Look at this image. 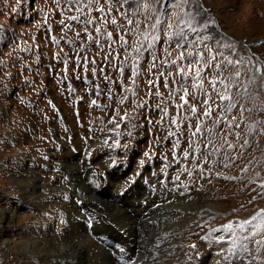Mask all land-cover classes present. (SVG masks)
<instances>
[{
  "label": "rangeland",
  "instance_id": "obj_1",
  "mask_svg": "<svg viewBox=\"0 0 264 264\" xmlns=\"http://www.w3.org/2000/svg\"><path fill=\"white\" fill-rule=\"evenodd\" d=\"M169 2L175 5L177 0ZM90 3L91 7L89 0L79 4L74 0H0V208H14L19 215L37 211L23 193H17L10 178V167L18 171L21 162L31 164L35 157L41 181L61 187L56 200L66 204L87 199L90 185L89 179L81 181L70 199L65 191L71 184L65 166L68 157L99 187L106 186L104 175L111 171L119 177L125 168V177L149 180L160 187L159 194L188 200L199 209L197 222L189 221L180 238L184 245L173 253L174 264H264V246L255 243L264 242V227L253 228L264 221L257 217L243 230L249 236L257 234L244 241L249 252L242 256L238 248L237 255H232L235 237L223 227L251 221L264 210V0H191L169 11L168 23L177 24L178 16L186 19L185 12L198 13L197 20L207 27L198 26V33L189 32L187 40L199 34L204 43L194 47L179 41L184 46L177 49L178 38H169L161 30L154 49L142 55L134 49L143 41L141 34L155 23L152 0ZM144 3L147 15L141 7ZM85 18L91 23L85 25ZM128 18L135 26L128 25ZM228 44L232 47H225ZM209 49L217 59L207 65L203 60L197 64L194 58L176 61L180 51L186 57L189 51L203 52L209 59ZM227 60L243 63L228 65ZM178 67L185 69L187 79L178 74ZM196 67L203 71L193 87ZM236 72L241 76L235 78ZM185 88L187 94L182 91ZM221 95L231 100H221ZM228 103L234 105L231 111L226 110ZM209 108L210 115L205 116ZM126 112L131 122L121 119ZM113 116L121 125L116 129L119 136L112 131L115 125L108 123ZM117 140L120 146H109ZM185 151L190 153L187 157ZM85 162H89L87 169ZM156 193L158 189L149 192ZM57 208L65 213L62 206ZM188 209L179 207L181 223ZM18 223L17 215L12 229ZM32 224L31 220L16 226L14 232L6 230L18 241ZM59 227L62 222L52 229L59 232ZM144 234L145 240L150 237ZM148 250L158 251L148 247L146 254ZM21 257L6 259L0 253V264H37L30 257L17 260ZM153 264L171 263L156 259Z\"/></svg>",
  "mask_w": 264,
  "mask_h": 264
},
{
  "label": "bare ground",
  "instance_id": "obj_2",
  "mask_svg": "<svg viewBox=\"0 0 264 264\" xmlns=\"http://www.w3.org/2000/svg\"><path fill=\"white\" fill-rule=\"evenodd\" d=\"M63 146H66L65 142ZM72 159L68 157L65 162L71 174V184L65 187L70 199L77 194L74 187L85 179L90 180L86 191L89 198L82 199L80 203H75L74 199L69 204L56 200L62 192L61 187L41 181V175L33 164L36 160L31 164L21 162L18 171L10 167L12 185L37 211H24L19 215L14 208H0V253L6 259L16 254L23 256L17 260L30 257L37 260V264H153L156 259L174 264L173 253L178 246L184 245L180 238L185 234L189 221L197 222L199 209H195L188 200L176 201L171 196L159 194L160 187L144 179H136L135 184L120 195L119 192L134 181L124 176L125 168L119 177H114L111 171L104 175L106 186L97 187L92 184V176L80 171L77 165L71 163ZM83 165L85 169L89 168V162ZM152 189H158V193L150 195ZM169 199L175 202L171 203L173 200ZM58 206H62L65 213L59 211ZM183 206L190 209L187 210L186 221L181 223L178 211ZM17 215L19 223L16 226L33 221L29 231L18 241L6 230L11 228L10 231H15L16 226L12 229L11 223ZM56 222L63 223L59 232L52 229ZM41 223L45 224L44 227ZM150 230L154 232L150 234ZM144 232L150 235L146 240ZM102 233L111 236L107 244L101 240ZM148 247L158 251L148 250L146 254ZM128 251H131V256Z\"/></svg>",
  "mask_w": 264,
  "mask_h": 264
},
{
  "label": "snow or ice",
  "instance_id": "obj_3",
  "mask_svg": "<svg viewBox=\"0 0 264 264\" xmlns=\"http://www.w3.org/2000/svg\"><path fill=\"white\" fill-rule=\"evenodd\" d=\"M74 2L79 4L80 0H74ZM124 2L126 3L127 0H124ZM152 3L154 5V7L151 10L156 12L155 23H153V24H151L149 26V30L148 31H146V32L141 34L143 36V41H141L140 46H138V47H136L134 49V51L137 54L142 55L143 52L148 51L149 49H154V46H155L156 42L160 39L159 35L156 34V33H158L161 30H163L165 32V34L169 38H172V37L178 38V42L176 43V48L177 49H181L184 46L183 43H181L179 41H187L188 43H190L194 47L196 45H198V44H203L204 43L203 37H200L199 34H198V38L197 39H194V40H191V41L187 40L189 32L198 33V26H202L204 28L207 27V23H204L203 25H201L200 21L197 20L198 13L197 14H191L189 12H185L184 16L186 17V19H181L178 16L177 17V20H178L177 24L168 23V19L167 18H168L169 11H175L177 8L183 7L186 4H191V0H177V3L175 5L170 3L169 0H152ZM89 7H91L90 0H89ZM129 7H131V5H129ZM141 7H143L145 9V15H147V12H148L147 3L142 4ZM101 11H103V9H101ZM137 12H138V10H137ZM161 17H163V19H161ZM71 19L72 20H77V19H79V17L72 16ZM84 23H85V25H87L88 23H91V21L88 20L87 18H85ZM112 23L115 25L116 21L113 20ZM127 23H128V25L135 26L134 25V21L131 18L127 19ZM153 30H155V32ZM96 31H100V29H96ZM77 35H79V33H77ZM109 36H111V33H109ZM89 38H91V37H89ZM124 43L127 44V41H124ZM225 47L231 48L232 45L228 44V45H225ZM209 53H210L209 59H205L203 52H199L198 54L194 55L193 52L189 51L187 53V57H186L185 56V52L184 51H180L179 55L176 57V61H181L182 62V61H184L187 58H194L195 62L197 64L201 60H203L204 64L207 65L209 63V60L215 61L217 59V57L214 54H211V49H209ZM134 59L135 58H133V60ZM152 59H153V61H155V56H153ZM176 61H171V63L175 65ZM242 63L243 62L241 60H235V61L227 60V64L228 65H239V64H242ZM215 67L216 68H220V64H216ZM192 68H193V64L190 62L189 66H188V71L191 72ZM202 71H203V69L201 67H196L195 68V77H192L193 87L197 86V80L201 76ZM256 71L258 72V71H260V69L257 68ZM92 72H95V69H92ZM133 74H135V70H134ZM178 74L181 75L185 79L188 78V73L185 72V69L183 67H178ZM161 75H163V74L161 73ZM240 76H241L240 72H236L234 74L235 78H238ZM105 78H107V77H105ZM152 83H153L152 81H149V84H152ZM220 83H224V81L221 80ZM165 84H167V77H165ZM200 87H202V85H200ZM182 91L185 94H187V89L186 88L182 89ZM220 99L224 100V101H230L231 97L228 96V95H221ZM119 102L123 103V100H121ZM91 103L93 105H95L96 101L93 100V101H91ZM185 103H187V101H185ZM204 103L207 104L208 100H205ZM158 107H159V105H158ZM225 107H226L227 111H231L232 108L234 107V105L232 103H228ZM162 111L165 114L167 113L166 109H162ZM192 111L195 112L196 109L192 108ZM210 112H211V109L209 108L207 111L204 112V115L208 116V115H210ZM121 119L131 122L132 117L126 112L124 114V116L121 117ZM173 122L175 123V121H173ZM108 123L115 125V127L112 129V131H114L115 134L117 136H119L120 132L116 131V129L120 128L121 125H120L119 122H117L116 117L113 116L112 119H110L108 121ZM216 123H219V121H216ZM133 127H134V125H133ZM196 131L197 132L200 131L199 127H197ZM127 135L129 137H132V133L131 132L127 133ZM169 135H175V134L172 133V132H169ZM193 135H195V133H193ZM104 143L108 144V139H105ZM176 144L177 145L179 144L178 140L176 141ZM109 146L110 147H118V146H120V142L118 140L114 141L113 144H111ZM229 147H231V145H229ZM183 154H184L185 157H187L190 153L185 151ZM125 155H126V153H125ZM144 155L149 156V159H151V156L149 155V153L145 152ZM140 163L142 164L143 161H141ZM137 175H139V173H137ZM176 179H179V177H176ZM98 186L99 185H97V187ZM261 187H264V185H261ZM257 217H259L261 221H264V210H261L260 212H258L256 214V216H253L251 221L250 220H246V221H243V222H239L236 225H233L230 222V223H228V224L223 226L225 231L230 232L231 235L233 237H235V239L232 241V245H233L232 255H237V253L235 251L237 248L239 249V253L238 254L241 255V256L243 254L249 252V249H248L247 245L244 243V241H248L252 237H255L257 232H251V236H249L248 234H245L243 230L246 228L247 225L252 224V221L256 220ZM262 227H264V224H262V225L253 224V228H256L257 230H259ZM237 229L240 230V234L239 235H237ZM204 239L207 240V239H211V238L206 236V237H204ZM216 239L220 240V239H223V237H217ZM236 241H240V244L237 245ZM255 243L257 245L264 246V242H262V241H258L257 240V241H255ZM191 247L195 248L196 245H191ZM224 259L225 260H229L230 256H224ZM133 264H136V262H133Z\"/></svg>",
  "mask_w": 264,
  "mask_h": 264
}]
</instances>
